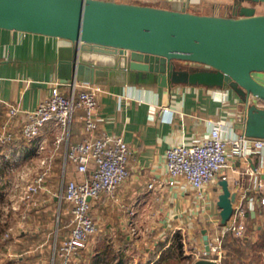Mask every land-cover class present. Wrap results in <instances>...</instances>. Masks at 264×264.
<instances>
[{"label": "crops", "instance_id": "obj_1", "mask_svg": "<svg viewBox=\"0 0 264 264\" xmlns=\"http://www.w3.org/2000/svg\"><path fill=\"white\" fill-rule=\"evenodd\" d=\"M114 1L173 10H189L205 3V0ZM63 46H68V43L58 38L0 29V128L8 120V105H19L23 112L32 111L49 97L53 82L67 81L63 78L65 72L59 61V50ZM101 86L103 92L99 96L98 111L101 122L96 135L107 133L122 137L131 153L128 159L130 178L114 195L105 193L92 201V215L98 223L96 236L99 241L96 247L108 240L115 243L114 251L122 252L129 260L133 258L129 264L140 261V264H153L161 252L170 246L175 233L182 236L184 246H188L186 241L191 247L200 246L204 240L203 231L208 233L204 221L220 215L218 198L223 192L222 186L207 189L206 193L211 199L202 209L190 188L183 190L169 186L165 154L176 144L207 134L214 120L222 122L225 138L242 133L236 122V109L242 101L241 97L232 88L190 84L160 87L156 82H126L119 74ZM81 117L82 112L78 111L73 124L72 142H79L85 137ZM24 120V114L16 118L13 125L16 139L13 144L0 150V163L3 166L0 169L13 175L19 169L33 166V160L37 159L35 170L41 171L42 159L54 155L51 175L45 188L35 196L38 198L43 194L40 200L34 198L37 200L35 207L43 210L46 206L58 204L60 215L65 204L70 212L69 205L60 199L62 183L82 182L90 174H80L75 164L66 161L63 147L55 150L57 129L54 124L46 126L40 137L27 141L19 131ZM41 141L45 142L46 150L39 154L37 145ZM16 156L19 161L14 163ZM235 166L240 168L242 163L236 160ZM249 166L260 169L259 157H252ZM21 173L25 176L26 171L21 170ZM261 178L264 181V175ZM153 182L156 183L150 188ZM237 183L238 175H232L229 182L232 192L238 191ZM12 184L14 181L10 178L7 185L10 187ZM251 187L252 183L248 181L243 193L252 196ZM247 225V236L256 241L259 232L264 231V207L259 206L248 214ZM69 233L70 226L63 225L57 229V239L66 238ZM146 240L151 246L144 249L145 253L138 261L131 252L133 249L139 250ZM158 244H164L163 249L151 251ZM103 247L102 251L95 253L84 249L79 254L80 261L95 264L98 256L102 258L110 252L105 245ZM76 260L72 264H76Z\"/></svg>", "mask_w": 264, "mask_h": 264}, {"label": "water", "instance_id": "obj_2", "mask_svg": "<svg viewBox=\"0 0 264 264\" xmlns=\"http://www.w3.org/2000/svg\"><path fill=\"white\" fill-rule=\"evenodd\" d=\"M239 0L231 17L114 0H0V29L63 40L59 61L67 81L108 84L156 82L232 88L242 99L236 122L248 137L264 139V14ZM248 3V5H244ZM185 63L192 68L178 67ZM221 224L233 214L236 193L220 182ZM206 249L208 236L203 231ZM194 264H218L201 259Z\"/></svg>", "mask_w": 264, "mask_h": 264}, {"label": "built area", "instance_id": "obj_3", "mask_svg": "<svg viewBox=\"0 0 264 264\" xmlns=\"http://www.w3.org/2000/svg\"><path fill=\"white\" fill-rule=\"evenodd\" d=\"M102 92L101 85L89 82L55 81L50 86L49 97L34 110L23 112L19 105H8V120L0 128L1 150L14 143L16 131L13 125L20 114H24L25 120L19 131L27 141L40 137L46 126L54 124L57 129L55 150L63 147L65 160L75 164L80 174H90L82 182L68 181L61 185L60 199L70 208V233L66 238L56 240L52 264H72L86 249L90 238L98 233V223L92 215V201L105 193L114 195L130 178L129 145L122 137L107 133L96 135L101 122L98 111ZM255 104L264 108L263 101L256 100ZM78 111L82 112L85 137L79 142H72L73 124ZM222 127L220 120H214L207 134L176 144L165 154L169 186L183 190L190 188L202 209L211 199L206 193L208 188L218 189L222 180L230 182L232 175H238L233 214L225 225L221 224L220 215L204 221L209 250L203 240L200 247L190 253L195 257V262L207 259L223 264L225 240L246 238L248 214L259 206L264 207V181L261 178L264 175V139L248 137L244 132L233 138H225ZM45 150V142H39L37 152L41 154ZM252 157H259L260 169L250 168ZM53 160L54 155L43 158V169L26 185L23 199L28 203H32L45 188L52 172ZM236 160L242 163V167L235 166ZM13 161L18 162V157L13 158ZM248 181L252 183V196L243 193ZM155 183L149 187L153 188Z\"/></svg>", "mask_w": 264, "mask_h": 264}, {"label": "rangeland", "instance_id": "obj_4", "mask_svg": "<svg viewBox=\"0 0 264 264\" xmlns=\"http://www.w3.org/2000/svg\"><path fill=\"white\" fill-rule=\"evenodd\" d=\"M238 2L239 0H205V3H202L201 6L190 7L189 11L231 17L235 15L234 6ZM244 5H248V3ZM253 6L257 14H264V2H257ZM258 76L264 82V75ZM37 161V159H34L33 166L19 169L13 175L0 169V233L2 232L0 264H52V251L56 240L59 239H57V229L63 225L70 226L71 216L65 204H63L62 212L59 215L58 204L56 206H46L41 210L35 207L37 200L28 203L23 199L27 183L33 181L35 172L39 171L35 170ZM1 165L0 163L2 168ZM21 170L26 171L25 176L21 173ZM10 178L14 181V184L9 187L7 183ZM40 195L43 196V194ZM40 195L35 199L40 200ZM23 232L26 233L24 236H22ZM98 241V236L91 237L85 250L90 249V252L95 253ZM186 242L188 245L184 246L186 255H190L195 248L200 247L196 245L191 247L189 241ZM150 246L151 244L146 240L139 250L133 249L131 253L139 261L145 253L144 249ZM82 251L81 253H83ZM80 255L76 257L75 262L78 261L76 264H84L80 261ZM21 257L24 258L23 262H19ZM130 257L128 256V258ZM192 257L195 260V257ZM131 260H133L132 257L129 261L131 262Z\"/></svg>", "mask_w": 264, "mask_h": 264}, {"label": "trees", "instance_id": "obj_5", "mask_svg": "<svg viewBox=\"0 0 264 264\" xmlns=\"http://www.w3.org/2000/svg\"><path fill=\"white\" fill-rule=\"evenodd\" d=\"M195 7V6H193ZM26 233L23 232L24 236ZM2 232L0 233V240ZM103 245L110 252L105 257L99 258L95 264H129V259L125 258L122 252H116L115 243L104 240L97 248V252L104 249ZM164 244H158L151 251L158 252L163 249ZM225 256L223 264H264V231L259 232L256 241L251 237L244 239L228 238L224 242ZM21 257L19 262H23ZM195 260L191 255H186L183 238L179 233H175L171 239V244L163 250L159 258L153 264H194ZM12 263V262H11Z\"/></svg>", "mask_w": 264, "mask_h": 264}, {"label": "flooded vegetation", "instance_id": "obj_6", "mask_svg": "<svg viewBox=\"0 0 264 264\" xmlns=\"http://www.w3.org/2000/svg\"><path fill=\"white\" fill-rule=\"evenodd\" d=\"M236 5H239V2L236 3L235 6H236ZM235 6H234V8H235ZM237 12H238V10L234 9V14H236ZM178 67H182V68H184V69H185V68H192L191 65H189V64H185V63H181V64H179Z\"/></svg>", "mask_w": 264, "mask_h": 264}]
</instances>
